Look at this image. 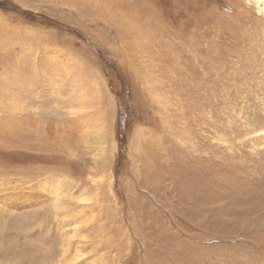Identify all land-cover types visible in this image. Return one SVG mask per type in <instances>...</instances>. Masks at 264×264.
Segmentation results:
<instances>
[{"label": "rangeland", "instance_id": "rangeland-1", "mask_svg": "<svg viewBox=\"0 0 264 264\" xmlns=\"http://www.w3.org/2000/svg\"><path fill=\"white\" fill-rule=\"evenodd\" d=\"M9 1L0 264H264L261 6Z\"/></svg>", "mask_w": 264, "mask_h": 264}, {"label": "trees", "instance_id": "trees-1", "mask_svg": "<svg viewBox=\"0 0 264 264\" xmlns=\"http://www.w3.org/2000/svg\"><path fill=\"white\" fill-rule=\"evenodd\" d=\"M0 10L3 12H8L14 15H17L23 19V21L28 23H46L48 26L54 27L57 30L64 31V32H70L71 34H74L78 36L74 30H72L70 27L65 26L53 19H50L46 16H42L39 14H34L33 12H27L24 10H21L17 5H15L13 2L9 0H2L0 1ZM79 37V36H78ZM121 121V120H120ZM123 159V155H119L116 160V166L117 169L119 165L121 164V160Z\"/></svg>", "mask_w": 264, "mask_h": 264}, {"label": "crops", "instance_id": "crops-1", "mask_svg": "<svg viewBox=\"0 0 264 264\" xmlns=\"http://www.w3.org/2000/svg\"><path fill=\"white\" fill-rule=\"evenodd\" d=\"M54 60H52L51 59V62L50 63H52ZM63 65V64H62ZM15 68V66H12V68ZM31 70V74H38V70H33L32 68H30ZM58 72H59V75H60V77H59V81H61V85H62V81H63V79L64 78H67V77H69V75L67 74L66 75V72L67 71H65L64 70V68H61V70H58ZM28 74H30V72L28 73ZM65 76H67V77H65ZM35 83L38 85L40 82H39V80L38 79H36L35 80ZM64 101V100H63ZM63 103V102H62ZM65 110H66V112H65ZM61 111H62V116H60V118H63L64 119V117H63V115H64V113H65V115H66V117L67 116H69V113H70V105L69 104H67L66 105V107H65V109H64V107H63V109H61ZM47 111H46V109L44 108L43 110H42V114H43V116H46L47 114ZM24 115V114H23ZM26 116V118H30L31 117V113H29V114H27V115H25ZM33 116V115H32ZM53 119V118H52ZM62 119V120H63ZM42 121H45V120H42ZM62 122V124L61 125H63L64 124V122L63 121H61ZM46 124H53V125H57L58 126V124L56 123V122H52V123H48V122H45ZM69 124V123H68ZM64 126V125H63Z\"/></svg>", "mask_w": 264, "mask_h": 264}, {"label": "bare ground", "instance_id": "bare-ground-1", "mask_svg": "<svg viewBox=\"0 0 264 264\" xmlns=\"http://www.w3.org/2000/svg\"><path fill=\"white\" fill-rule=\"evenodd\" d=\"M255 2H256V4H257V6H261L260 7V12L261 13H264V0H255ZM259 3H260V5H259ZM126 15V14H125ZM123 16V15H122ZM113 17V16H112Z\"/></svg>", "mask_w": 264, "mask_h": 264}]
</instances>
